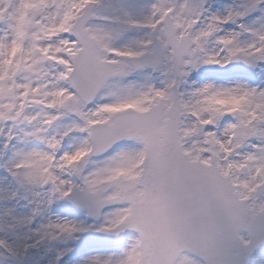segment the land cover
Instances as JSON below:
<instances>
[{"label": "snow or ice", "instance_id": "1", "mask_svg": "<svg viewBox=\"0 0 264 264\" xmlns=\"http://www.w3.org/2000/svg\"><path fill=\"white\" fill-rule=\"evenodd\" d=\"M0 264H264V0H0Z\"/></svg>", "mask_w": 264, "mask_h": 264}]
</instances>
